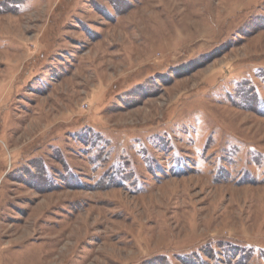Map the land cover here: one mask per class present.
<instances>
[{
    "label": "rangeland",
    "instance_id": "rangeland-1",
    "mask_svg": "<svg viewBox=\"0 0 264 264\" xmlns=\"http://www.w3.org/2000/svg\"><path fill=\"white\" fill-rule=\"evenodd\" d=\"M0 264H264V0H0Z\"/></svg>",
    "mask_w": 264,
    "mask_h": 264
}]
</instances>
